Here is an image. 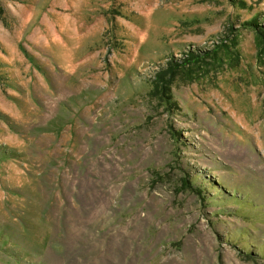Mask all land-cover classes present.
Masks as SVG:
<instances>
[{
	"label": "rangeland",
	"instance_id": "1",
	"mask_svg": "<svg viewBox=\"0 0 264 264\" xmlns=\"http://www.w3.org/2000/svg\"><path fill=\"white\" fill-rule=\"evenodd\" d=\"M0 264H264V0H0Z\"/></svg>",
	"mask_w": 264,
	"mask_h": 264
},
{
	"label": "trees",
	"instance_id": "2",
	"mask_svg": "<svg viewBox=\"0 0 264 264\" xmlns=\"http://www.w3.org/2000/svg\"><path fill=\"white\" fill-rule=\"evenodd\" d=\"M186 63H189L190 64L191 63V59L185 58V59H183L182 61H179V62H177V61H171L170 66L172 67V66L175 65V67H179V66L185 65ZM167 84H172V83L170 81H168Z\"/></svg>",
	"mask_w": 264,
	"mask_h": 264
}]
</instances>
